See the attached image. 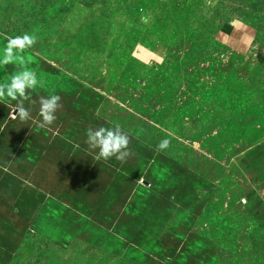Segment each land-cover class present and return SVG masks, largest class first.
I'll return each instance as SVG.
<instances>
[{"label":"rangeland","instance_id":"374dc122","mask_svg":"<svg viewBox=\"0 0 264 264\" xmlns=\"http://www.w3.org/2000/svg\"><path fill=\"white\" fill-rule=\"evenodd\" d=\"M25 33L37 43L0 84L27 67L43 86L27 121L0 102V163L50 200L1 230L0 264H264L245 162L264 142V0H0V55ZM115 124L132 154L96 160L86 130Z\"/></svg>","mask_w":264,"mask_h":264},{"label":"clouds","instance_id":"9594fccd","mask_svg":"<svg viewBox=\"0 0 264 264\" xmlns=\"http://www.w3.org/2000/svg\"><path fill=\"white\" fill-rule=\"evenodd\" d=\"M2 55H0V66L24 64V53L37 43V36L34 33H25L15 37H7ZM38 86H43V81L37 76L36 72L30 68H23L20 72L10 77V82L0 84V102L8 103L17 101L16 111L11 115L12 119L17 117L21 121L31 119L29 109H26L24 101L30 98L29 90ZM61 97L57 94H50L47 98H41L39 115L42 117L40 127L53 124L56 120V111L61 107ZM87 141L90 149H99L95 155L96 160L108 161L115 157L121 163H126L130 157L129 149L130 137L122 130L119 124L113 127H89L86 130ZM170 146V140L164 139L156 146L157 151H165Z\"/></svg>","mask_w":264,"mask_h":264},{"label":"crops","instance_id":"0c3cea01","mask_svg":"<svg viewBox=\"0 0 264 264\" xmlns=\"http://www.w3.org/2000/svg\"><path fill=\"white\" fill-rule=\"evenodd\" d=\"M246 154L245 162L264 194V142ZM49 200L43 188L0 163V232L15 225L27 229Z\"/></svg>","mask_w":264,"mask_h":264},{"label":"water","instance_id":"95a60500","mask_svg":"<svg viewBox=\"0 0 264 264\" xmlns=\"http://www.w3.org/2000/svg\"><path fill=\"white\" fill-rule=\"evenodd\" d=\"M16 111V110H15Z\"/></svg>","mask_w":264,"mask_h":264}]
</instances>
